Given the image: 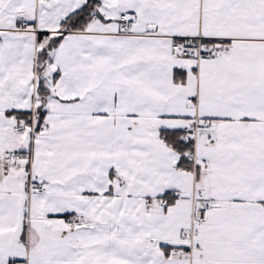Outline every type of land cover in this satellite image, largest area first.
I'll use <instances>...</instances> for the list:
<instances>
[{
  "label": "snow or ice",
  "instance_id": "1",
  "mask_svg": "<svg viewBox=\"0 0 264 264\" xmlns=\"http://www.w3.org/2000/svg\"><path fill=\"white\" fill-rule=\"evenodd\" d=\"M0 264H264V0H0Z\"/></svg>",
  "mask_w": 264,
  "mask_h": 264
}]
</instances>
